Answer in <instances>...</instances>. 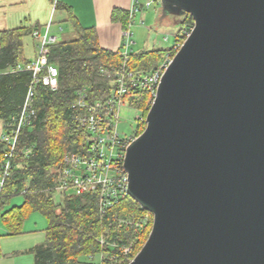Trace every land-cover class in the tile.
<instances>
[{"label":"water","instance_id":"water-1","mask_svg":"<svg viewBox=\"0 0 264 264\" xmlns=\"http://www.w3.org/2000/svg\"><path fill=\"white\" fill-rule=\"evenodd\" d=\"M160 3L194 27L127 149L153 215L129 264H264V0Z\"/></svg>","mask_w":264,"mask_h":264},{"label":"trees","instance_id":"trees-1","mask_svg":"<svg viewBox=\"0 0 264 264\" xmlns=\"http://www.w3.org/2000/svg\"><path fill=\"white\" fill-rule=\"evenodd\" d=\"M56 8L67 12L66 22L72 25L76 36L51 46L49 60L59 69V87L56 91L44 86L37 88L33 124L22 133L12 170L0 192V221L7 235L15 236L22 233L30 213L38 211L47 218L44 243L29 250L34 256V264H89L90 257L109 251L107 246L100 244L102 236L109 244L119 246L135 241L134 259L147 241L153 224L138 235H135L134 228L119 227V220L140 217L147 212L131 197L105 214H100L98 199L94 195L65 197L60 204L54 199L59 168L75 145L76 110L73 105L77 91L87 88L89 100L104 99L113 88L114 78L103 74L102 69L120 67L124 62L117 50L100 46L96 28L82 27L71 7L57 1ZM169 18L179 27L176 42L183 43L186 31L194 27L192 17L185 14ZM111 20L120 23L122 30L127 28L129 10L113 9ZM35 30L40 29L19 27L0 31V72L12 70L19 64L26 65L32 60L26 57L24 41L31 37L33 50L36 49ZM170 49L131 53L127 66L133 71L150 72ZM31 81L29 72L0 74V119L5 125L18 114ZM149 100L148 95H143L138 103L137 107L144 114ZM25 148H32L29 156L22 153ZM5 152L0 141V174ZM25 189L26 193L22 194ZM20 194L24 195L23 203L7 208L11 198Z\"/></svg>","mask_w":264,"mask_h":264},{"label":"built area","instance_id":"built-area-1","mask_svg":"<svg viewBox=\"0 0 264 264\" xmlns=\"http://www.w3.org/2000/svg\"><path fill=\"white\" fill-rule=\"evenodd\" d=\"M154 2L160 3V0H148L145 3L132 0L129 22L127 28L122 30V44L117 50L123 57V65L102 69L103 74L112 75L114 78L110 93L104 99L94 101L89 100L87 88L79 89L76 93L77 98L73 105L76 110L73 134L75 145L64 157L54 190L63 198L96 196L100 214H105L119 202L130 197L129 175L124 168L127 149L145 130L147 115L154 104L161 80L182 47V43L176 42L150 72L133 71L128 68L127 63L135 44L132 32L134 18L142 9L150 8ZM56 4L57 0L53 3L50 20L44 29L33 32V37L37 41L36 57L26 65L19 64L12 70L0 72V74L29 72L32 76L24 103L18 114L5 125V133L0 140L6 151L1 165L0 192L12 170V161L18 153L22 133L33 124L36 115L37 88L44 86L56 91L59 87V69L49 60L51 46L58 43V36L53 33ZM192 29L186 31V38ZM63 31V28L58 27L59 34ZM143 95L150 97L146 114L137 107ZM123 108H134L140 112L136 118L137 129L130 136L119 130ZM22 153L29 156L32 148H25ZM26 190L22 194L26 193ZM151 223L153 224V218L149 212L143 213L140 217L132 216L131 219H121L118 222L120 228H134L135 235L144 232ZM99 241L101 245L107 246L109 251H102L99 255L90 257L89 264H129L133 260L131 256L136 246L135 241L122 246L116 243L109 244L105 236Z\"/></svg>","mask_w":264,"mask_h":264},{"label":"rangeland","instance_id":"rangeland-1","mask_svg":"<svg viewBox=\"0 0 264 264\" xmlns=\"http://www.w3.org/2000/svg\"><path fill=\"white\" fill-rule=\"evenodd\" d=\"M145 3L148 0H140ZM153 1V0H151ZM18 7L1 8L0 23L6 22L9 27H19L21 24L28 25L24 19H19L14 13ZM60 16V12L56 11V20ZM18 19L23 22H17ZM135 24L132 26L134 34L132 53L149 51L153 49H170L176 43V33L179 30L178 25L173 24V20L165 17L161 3L154 2L150 8L142 9L134 18ZM14 25V26H13ZM58 27L63 28L64 33L57 32ZM53 33H56L59 40L73 39L76 34L69 22L58 23L54 26ZM36 41V40H35ZM185 41V40H184ZM37 43V41H36ZM184 43V42H183ZM182 43V45H183ZM24 49L26 57L32 59L34 57L33 40L27 37L24 41ZM140 112L134 108H123L121 112V122L119 130L121 133L131 135L137 129L136 118ZM5 133V124L0 119V138ZM63 197L59 193H55V202L62 203ZM24 201V195L13 196L6 206L7 208L21 205ZM48 227L47 218L40 212L34 211L30 213L25 220L22 233L15 236L7 235L8 232L0 221V264H34V256L29 252L33 247L41 245L45 241V231ZM133 256V255H132ZM131 256V259H133Z\"/></svg>","mask_w":264,"mask_h":264},{"label":"crops","instance_id":"crops-1","mask_svg":"<svg viewBox=\"0 0 264 264\" xmlns=\"http://www.w3.org/2000/svg\"><path fill=\"white\" fill-rule=\"evenodd\" d=\"M66 6L72 8L74 16L84 28L95 27L98 33L99 43L102 48L108 50H118L122 44V26L120 23L111 20L113 9L129 10L132 0H57ZM18 7L14 13L19 19H24L28 25L19 27L38 28L43 30L48 24L52 10L53 2L51 0H0V9ZM60 16L56 20L54 14V26L58 23L66 22L68 15L64 10H58ZM18 19L17 22H23ZM6 23V22H5ZM4 22L0 23V31L16 29L19 27H9ZM14 26V25H13ZM64 33V31L62 32ZM61 33V34H62ZM58 37V42H59ZM34 59L36 49L34 48ZM20 206V205H18Z\"/></svg>","mask_w":264,"mask_h":264}]
</instances>
